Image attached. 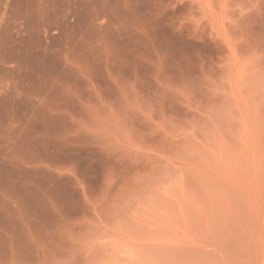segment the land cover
<instances>
[{
  "label": "rangeland",
  "instance_id": "1",
  "mask_svg": "<svg viewBox=\"0 0 264 264\" xmlns=\"http://www.w3.org/2000/svg\"><path fill=\"white\" fill-rule=\"evenodd\" d=\"M0 264H264V0H0Z\"/></svg>",
  "mask_w": 264,
  "mask_h": 264
},
{
  "label": "crops",
  "instance_id": "2",
  "mask_svg": "<svg viewBox=\"0 0 264 264\" xmlns=\"http://www.w3.org/2000/svg\"><path fill=\"white\" fill-rule=\"evenodd\" d=\"M51 91H52V90H51ZM51 91H50V92H51ZM50 92H49V93H50ZM49 93H48V94H49ZM63 96H65L66 99L68 98L66 94H64ZM65 114H66V111H65V110H64V111H60L59 113H57V114L55 115V118H59V119L64 118V117H65ZM79 120H80V119H78V120H76V121L74 120V121H72V122H74V123L76 122V123L79 124Z\"/></svg>",
  "mask_w": 264,
  "mask_h": 264
}]
</instances>
